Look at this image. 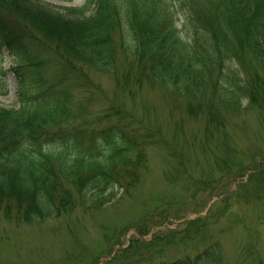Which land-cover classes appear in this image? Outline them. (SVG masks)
Here are the masks:
<instances>
[{"label":"trees","instance_id":"trees-1","mask_svg":"<svg viewBox=\"0 0 264 264\" xmlns=\"http://www.w3.org/2000/svg\"><path fill=\"white\" fill-rule=\"evenodd\" d=\"M63 12L75 17L32 0H0V50L19 65L16 107H0L7 220L38 225L80 207L98 212L116 189L128 192L142 180L161 132L135 117L136 106L111 101L95 111L96 77L134 96L161 86L216 133L249 109L264 121V0H86ZM29 30L50 50L30 54ZM221 255L215 246L183 262L223 264Z\"/></svg>","mask_w":264,"mask_h":264},{"label":"rangeland","instance_id":"rangeland-1","mask_svg":"<svg viewBox=\"0 0 264 264\" xmlns=\"http://www.w3.org/2000/svg\"><path fill=\"white\" fill-rule=\"evenodd\" d=\"M32 1L73 19L63 10L82 8L86 0ZM40 36L26 33L23 46L32 55L50 50ZM18 66L2 48L1 108L16 107ZM93 82L100 86L95 111L111 101L129 111L136 106L135 117L160 130L163 142L146 152L149 167L140 183L128 192L116 189L101 211L80 207L38 225L0 215V264H184L215 246L223 264H264V121L258 111L248 107L216 133L205 117H189L161 86L145 85L134 96L106 76ZM258 171L262 177L254 181Z\"/></svg>","mask_w":264,"mask_h":264}]
</instances>
